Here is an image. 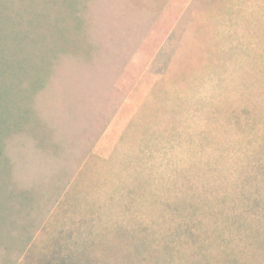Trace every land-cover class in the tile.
Segmentation results:
<instances>
[{
  "label": "rangeland",
  "instance_id": "obj_1",
  "mask_svg": "<svg viewBox=\"0 0 264 264\" xmlns=\"http://www.w3.org/2000/svg\"><path fill=\"white\" fill-rule=\"evenodd\" d=\"M85 2L92 58L63 56L37 97L52 140L18 135L7 146L12 182L41 197L36 253L77 254L123 227L173 250L132 264H203L214 205L238 214L244 194L264 193V0ZM176 143L210 159L158 180L149 165ZM185 219L197 239L179 248L171 236ZM104 248L88 251L96 264H129Z\"/></svg>",
  "mask_w": 264,
  "mask_h": 264
},
{
  "label": "trees",
  "instance_id": "obj_2",
  "mask_svg": "<svg viewBox=\"0 0 264 264\" xmlns=\"http://www.w3.org/2000/svg\"><path fill=\"white\" fill-rule=\"evenodd\" d=\"M88 14L85 0H0V176L4 185L0 194V206H4L0 207V264H96L88 251L101 247L121 253L129 264L130 259L138 261L145 254L148 258L161 254L173 258L169 243L162 251L155 250L148 236L140 237L123 227L103 229L94 240L78 244L77 254L44 260L36 253L34 233L43 225L41 197L35 190L12 182L8 141L28 135L42 147L46 140H52L38 115L37 97L63 56L92 58ZM254 196L251 200L252 195L244 194L243 202L247 208L256 206L257 214H250L247 208L235 214L231 207L223 213L214 205L211 224L202 229L208 238L199 244L204 248L199 253L203 264H264V193L257 189ZM218 199L215 195L214 200ZM195 225L186 219L178 222L171 236L177 239V247L182 248L184 242L191 244L194 236L197 239ZM115 236H120V246L115 244ZM104 237L106 242L98 243Z\"/></svg>",
  "mask_w": 264,
  "mask_h": 264
},
{
  "label": "clouds",
  "instance_id": "obj_3",
  "mask_svg": "<svg viewBox=\"0 0 264 264\" xmlns=\"http://www.w3.org/2000/svg\"><path fill=\"white\" fill-rule=\"evenodd\" d=\"M194 128L195 122L193 120L186 119L184 121V129L189 134L194 131ZM208 159L210 157L206 153L200 152L193 145L176 143L171 149L166 147L164 152L158 153L156 159L150 163L149 168L158 180L162 178L164 181H168L174 178L176 169H187L193 165L202 167Z\"/></svg>",
  "mask_w": 264,
  "mask_h": 264
}]
</instances>
